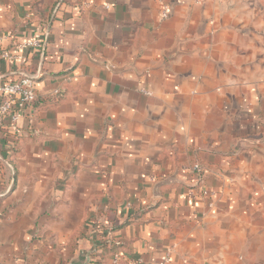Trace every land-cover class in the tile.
Returning <instances> with one entry per match:
<instances>
[{
  "label": "crops",
  "instance_id": "1",
  "mask_svg": "<svg viewBox=\"0 0 264 264\" xmlns=\"http://www.w3.org/2000/svg\"><path fill=\"white\" fill-rule=\"evenodd\" d=\"M5 31L39 101L0 134V264H264V0H0Z\"/></svg>",
  "mask_w": 264,
  "mask_h": 264
},
{
  "label": "built area",
  "instance_id": "2",
  "mask_svg": "<svg viewBox=\"0 0 264 264\" xmlns=\"http://www.w3.org/2000/svg\"><path fill=\"white\" fill-rule=\"evenodd\" d=\"M171 13V8L168 5H164L162 10V18L167 19ZM51 25L49 22L42 24L34 39L21 42L16 44L18 51L26 52L29 50L37 51L43 58L48 40L50 37ZM13 32L5 31L0 33V42L13 38ZM23 59L19 55L11 54L7 50L0 49V61H12ZM37 74H33L26 70L13 73L11 81L0 84V93L3 95L0 104V134L6 129H10L13 132L18 133V122L23 117L24 111L27 107L32 106L39 101L38 94L36 92V81L38 79ZM54 97L60 99L62 97V92L56 90L54 92ZM38 131H34V134H38ZM0 162L2 166L10 167V163L7 160L0 157ZM195 172L197 174V181L190 189L189 195L192 199H206L211 198L213 193L208 189L202 187L203 176L202 168L196 167ZM202 187V188H201ZM199 192H195L196 189ZM1 198V196H0ZM210 207H213V203H210ZM128 207V206H127ZM100 225L99 238L101 241H105L112 244L113 231L108 227V223L105 221H98ZM121 256L119 253L112 254V264H120ZM172 259L170 255H166L159 264H171ZM141 261L133 262L132 264H140Z\"/></svg>",
  "mask_w": 264,
  "mask_h": 264
},
{
  "label": "trees",
  "instance_id": "3",
  "mask_svg": "<svg viewBox=\"0 0 264 264\" xmlns=\"http://www.w3.org/2000/svg\"><path fill=\"white\" fill-rule=\"evenodd\" d=\"M2 168H3V166L1 165V162H0V173L2 172ZM117 216H118V220L122 221V224L119 226L117 225L116 220H114V219L112 220L108 216L103 214L104 221L108 223V227L113 232H116L118 229H120L123 226H125L126 224H128L129 220H130V216H126L124 213H117ZM100 225L101 224H99L98 220H95V219L89 221V224H87V229H88L89 233L92 236H95V238L97 236H99ZM95 243H96L97 247L100 248L101 250L102 249H108L109 247L112 246L111 244H109L105 241L98 240L97 238L95 239Z\"/></svg>",
  "mask_w": 264,
  "mask_h": 264
},
{
  "label": "water",
  "instance_id": "4",
  "mask_svg": "<svg viewBox=\"0 0 264 264\" xmlns=\"http://www.w3.org/2000/svg\"><path fill=\"white\" fill-rule=\"evenodd\" d=\"M96 249L92 250V252H90L87 257H86V261L83 264H90L91 262V257H92V253L95 252Z\"/></svg>",
  "mask_w": 264,
  "mask_h": 264
}]
</instances>
